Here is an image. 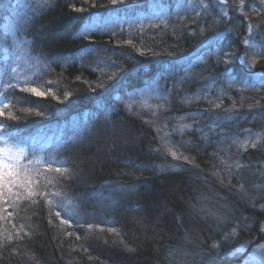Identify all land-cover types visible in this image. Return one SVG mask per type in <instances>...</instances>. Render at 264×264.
I'll list each match as a JSON object with an SVG mask.
<instances>
[{
	"label": "trees",
	"instance_id": "16d2710c",
	"mask_svg": "<svg viewBox=\"0 0 264 264\" xmlns=\"http://www.w3.org/2000/svg\"><path fill=\"white\" fill-rule=\"evenodd\" d=\"M181 1L194 5L148 33L91 26ZM0 12V50L21 61H2L0 147L24 153L0 184V264H172L184 245L209 249L196 209L222 194L246 217L234 248L264 240V0H0ZM153 85L159 99L127 101ZM231 248L209 264H238Z\"/></svg>",
	"mask_w": 264,
	"mask_h": 264
},
{
	"label": "rangeland",
	"instance_id": "374dc122",
	"mask_svg": "<svg viewBox=\"0 0 264 264\" xmlns=\"http://www.w3.org/2000/svg\"><path fill=\"white\" fill-rule=\"evenodd\" d=\"M15 4L20 3L22 4V7H29L31 5L35 6L41 3V0H13ZM193 1L189 3L182 2L179 3L176 6L175 12H169L165 7L162 5L154 6L149 9L147 12H141V14L138 15V17L133 18H119V17H111L106 18L105 20H99L97 19L91 26L96 29L98 26H104V27H110L112 29H117L123 27V25H127L129 29H134L136 27L140 28L139 30L143 31L144 33L150 32L151 29L155 28L156 25L160 23H166L167 20L174 15H177L181 12V10L186 8H191L193 6ZM22 11V10H20ZM20 11H15L12 14L16 15V13H19ZM1 13V12H0ZM13 19H9L6 22L4 26L10 27L12 25ZM121 31H118V35H114L115 41L119 40H126L121 34ZM127 36V35H126ZM123 37V38H122ZM13 51H7V50H0V90L2 87L1 80L3 77V62L6 59L7 65L10 61L11 64L9 66L10 70L12 71L13 68H17L18 65L21 63V61L18 60L16 57V54L13 53ZM12 57H15L14 60ZM6 67V64H5ZM19 68V67H18ZM159 92L157 90V87L154 85L152 87L143 88L140 91H134L129 93V96L126 98L127 101L133 102L134 101H150L153 99H159ZM74 123H78V120H75ZM69 125L61 127L59 131H64L68 129V127H73L72 124L68 123ZM55 132V131H53ZM168 134V130L166 131L165 136L161 141L163 142V147H171V151H173V154H177L175 150V146L173 143V140H171V134ZM260 136L256 133H253L249 135L246 139H242V149H246V147H252L256 146V143L259 141ZM24 153L21 150H17L16 153L11 152L10 153V162L16 164H20L22 161V156ZM177 157V155H175ZM224 160H220V164L225 167L228 170H231V168H237L238 162L234 158L225 157ZM220 165V166H221ZM254 173H257L258 176L262 173H264V163H255L253 165ZM252 170V169H250ZM232 172L230 173V175ZM223 183H226L224 180H220ZM219 182V181H218ZM220 195V200L217 202L213 197L209 199L211 202H207V200H201L200 206L198 207L197 212H200V218L202 220V223L206 226L205 230L207 232H212L213 235L210 234V238H214L210 243H208L209 249L207 248H201L200 246L196 245L195 248L186 247L185 245L182 246L181 249L174 250L171 255H169V260L172 262V264H209L210 261H212L213 258H211L214 253H225L226 249H229V247H232L231 251L228 253L229 256L237 258L236 261L238 264H264V240L263 241H252V240H243L239 242V244L234 248L235 240H238V234L237 230L238 228L243 227L244 221H246V217H241V222L239 220H236L234 217L230 218V216H233V214L229 216V209H232V204L238 203L237 196H232L231 202L229 199L224 198ZM244 197L249 201V203L253 204L258 198H263L262 191H258L257 187H253L252 189H249L248 193L244 194ZM260 208H264V206H260ZM232 211V210H231ZM200 220V221H201ZM231 225H234L233 228L226 229V227H230ZM245 227V225H244ZM244 229V228H243ZM263 231H264V224H263ZM219 236V239H216V236ZM252 241V242H250ZM190 242V241H189Z\"/></svg>",
	"mask_w": 264,
	"mask_h": 264
},
{
	"label": "snow or ice",
	"instance_id": "6c2138e0",
	"mask_svg": "<svg viewBox=\"0 0 264 264\" xmlns=\"http://www.w3.org/2000/svg\"><path fill=\"white\" fill-rule=\"evenodd\" d=\"M247 43V41H246ZM30 92L37 97H43L45 93L38 91L36 88L30 89ZM38 102V101H37ZM0 115H3V112L0 111ZM2 127V125H0ZM4 146L0 147V184L3 183L4 177L13 175V166L10 163V153L14 150H18L21 148V145H19L16 142L8 143L7 139L3 141ZM9 153V155H6L5 153ZM174 155V154H173ZM56 171H60L59 168L56 169ZM66 171V170H65Z\"/></svg>",
	"mask_w": 264,
	"mask_h": 264
}]
</instances>
